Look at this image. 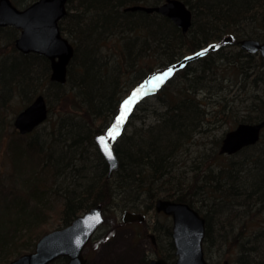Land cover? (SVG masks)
Segmentation results:
<instances>
[{
    "label": "trees",
    "instance_id": "trees-1",
    "mask_svg": "<svg viewBox=\"0 0 264 264\" xmlns=\"http://www.w3.org/2000/svg\"><path fill=\"white\" fill-rule=\"evenodd\" d=\"M16 1L26 4L28 0ZM145 1L69 0L68 14L60 22L61 30L63 33L72 34L75 40L85 43L86 47L82 48V43L74 44L75 54L68 70L67 82L60 84L52 81V85L61 90L62 93L56 94V98L62 99L66 93V84L72 81L71 89L74 94L83 93L84 95L80 102L82 104L79 103L81 106L79 109L87 117V120L63 117L60 124L62 128H65V131L56 139L54 137V142L29 146V149L34 151V154L39 158L38 164H35L36 167L44 162L50 167L48 171L55 169L54 171L59 172V175L63 173L69 175L71 172L66 168H74V163L70 158L79 148L80 142H90L97 148L94 132L86 122L89 123L92 118L103 117L106 112H111L112 118L123 119V110L120 107L121 99L119 102L113 99L116 95V87L122 80V74L130 72L126 68L129 67L131 70L136 68L149 49L153 54H171L170 60L166 63L165 68L158 73L152 69L147 71L149 73H142L141 80L146 78L147 74L149 77L154 74L160 78L164 77L167 70L172 72V67L183 62L188 56L193 57L190 61L200 60L202 66H211L216 59L214 55L219 58L223 57L222 54H218H220V49L226 45L223 41L224 36H232L236 42L244 37L264 40V0H182L193 12V23L186 33L170 18L162 14L129 9L130 6L142 4ZM160 2H156L154 5ZM159 15L162 20L154 22L153 17ZM3 30L5 27H0V31ZM116 31L128 33L126 39L122 40L126 50L123 49V59L120 60L116 57L120 69H115L114 72H118V70L119 72L116 76H109V67L107 62H100L98 48L102 40H107ZM147 35L152 36L153 40ZM176 46L178 48L187 47V49H183L179 55H176L177 53L173 54ZM240 52L244 53V56L255 55L246 53L242 49ZM20 54V57L23 58L21 61L25 64L27 63L25 60L31 56L43 57V63L46 65L47 72L49 71L50 62L44 56L35 53ZM210 54L211 57L207 58ZM260 60L261 63L246 64V66L243 65L244 62H240L238 67L246 76H253L255 82L264 83V58L260 57ZM124 64L126 68H123ZM17 65L15 66L17 67ZM75 66L76 69L73 68ZM182 67L188 68L186 73L192 72V69L188 67V61L183 63ZM11 70L12 68L9 69V71ZM16 70L21 72L22 76L25 75L24 70L21 71L17 68ZM74 70L79 74L76 80L73 79ZM14 71L12 70L10 74L15 75ZM12 77L14 78V76ZM24 78L25 76L19 77L16 81L17 85H22L20 82ZM163 88L162 85L156 95L165 93ZM47 98L48 102L52 101L50 94L47 95ZM254 98H258V96L255 95ZM202 103L196 98L189 97L188 100H182L175 106L171 105L167 109L166 116L164 115L165 117L163 116L157 124L136 128L132 133H126L123 130L113 140L120 166L110 177L108 176V163L97 149L99 163L94 166L96 169L92 170L93 174L89 175L90 173L86 172L87 181L80 183L78 187L71 180L59 188L58 193L60 192L64 199L60 207L61 221L59 224L64 226L69 224L82 211L84 212L93 205L102 204L105 210L110 203L117 200L119 195L128 190L135 191V195L132 198L133 203L125 206L129 207V210L135 211L139 207L137 202L142 196H145L144 200L149 202L147 203L148 208H151L160 197L194 205L198 192L206 194L210 188L213 199L208 204L207 211L202 213L206 218L205 251L213 243L215 245L217 242L224 243L229 240L230 242L240 241L241 233L235 234L229 240L228 237L220 235L216 240V234H214L216 230L213 225H219V228H222L225 221H230L232 216H235L233 208L230 206L232 202L235 204V201L237 204L247 206H250L249 203L253 201V205H259V211L263 209L264 148L258 155L250 157L249 162L252 166L248 174L245 173L246 169L240 166L242 165L240 161L233 160L228 165L222 166L217 173H213V170L208 168L207 174L202 176L203 184L199 185V190L193 188L187 192L184 191L183 186H179L180 183L173 185L176 155L190 140L189 133L196 130L205 121V112L200 108ZM136 107L129 116H126L127 123H129ZM83 115L77 117L83 119ZM262 119H264L263 108L256 116L246 117L244 121L258 122ZM262 136L261 141L263 142L264 130ZM252 147L255 148V146H250L243 149L242 152ZM23 153L22 149L17 150L18 159L21 160L20 156ZM36 167L28 178L29 180L24 184L25 189L15 192V196L12 198L9 193H4L0 188V257L3 258L0 264H7L12 259L11 256L15 252L12 255L9 251L13 247H18L16 250L18 255L24 253L28 248L33 247L32 250H34L38 239L50 231L46 228L38 229L41 223H45V218L51 207L45 205L46 200L38 195L40 181L36 175ZM84 168L86 167L84 166ZM193 183L196 185L198 180L195 179ZM34 199L36 204L31 203ZM216 217L217 219L213 223V219ZM162 226V224L160 226L155 224L154 229L162 231L164 229ZM24 227L28 228V233L25 236L22 234ZM166 230L171 237V226L168 225ZM253 236L249 242H238L240 249L238 264H264V220L261 229ZM28 242H30L29 245ZM169 245L170 251L165 255L167 259L175 257L173 240H170ZM5 253L7 254L5 255ZM65 263L66 259L61 258L51 264Z\"/></svg>",
    "mask_w": 264,
    "mask_h": 264
},
{
    "label": "rangeland",
    "instance_id": "rangeland-1",
    "mask_svg": "<svg viewBox=\"0 0 264 264\" xmlns=\"http://www.w3.org/2000/svg\"><path fill=\"white\" fill-rule=\"evenodd\" d=\"M159 1L162 3L164 0ZM159 1L146 0L140 4L152 6ZM13 2L19 8H24L31 4L32 0L26 1V4H20L16 0H13ZM153 19L154 22L162 20L160 15L153 17ZM19 33L20 31L15 27H5V30L0 31V188L3 189L4 193H9L11 198L15 196V192L25 189L24 184L35 171V164L39 158L34 154V151L29 149V146H39L38 143L49 144L54 142V137L56 139L65 131V128H62L60 124V120L63 117H72L70 119L74 120L76 117V119L81 121L87 120V117L79 109L81 108L80 104L82 103L80 102L84 95L83 93L74 94L71 89L72 81L66 84L65 96L62 99H57L56 94L62 92L52 85L53 82L50 79L51 67L47 72L46 65L42 60L43 57L36 58L31 56L25 60L27 61L26 64L21 61L23 59L20 57L21 52L15 47V39ZM63 34L73 44L82 43L83 46H80L82 48L86 47L85 43L75 40L72 34L68 32ZM127 34V32L116 31L107 40H102L99 45L100 62H107L109 76H116L119 72V70L114 72L115 69H120L117 65L116 57L120 58V60L123 59L122 55L126 49L122 40L126 39ZM147 36L153 40L152 36ZM224 37L227 38V36ZM260 39L262 40V38ZM234 41L233 37H231V42H227L220 49V54L218 55L222 54V58L214 55L216 59L214 58L215 60L211 66H202L200 60H187L188 67L192 69L191 73H186L188 68L184 69L182 67L183 64L177 63L180 64V67H175L169 75L162 77L160 80L154 79L157 74L149 77L147 74L149 72L147 71L152 69L158 73L163 70L166 63L170 60L171 54H153L149 49L136 66L137 70L136 68H133V70L129 67L126 68L124 64L123 68L128 69L130 72L122 74V80L116 87V95L113 98L116 99V102L121 99L120 107L123 110V122L118 123L117 117L116 119L112 118L111 112H106L103 117L101 116L102 118H92L89 123L87 121L86 123L90 125L89 127L94 132V141L95 136L102 132L106 133L110 138L116 139L123 130L126 133H132L136 128L155 125L161 121V118L171 105L175 106L182 100H188L189 97H193L203 102L200 108L205 112V121L196 130H192L189 133L190 140L177 153L174 161L173 185L180 183L181 185L179 186H183L184 191L187 192L188 190H193V188L199 190V185L203 184L201 181L202 176L207 174L208 168L213 170V173H217L222 166L228 165L233 160L240 161L242 163L240 166L246 169L245 173L248 174L252 166L251 162H249L250 157L258 155L263 150L264 141L260 140L253 145L255 148H248L234 155H226L219 152L222 139L228 131L234 129L241 122H248L244 121L246 117L256 116L261 112V108L264 109V83L255 82L253 76H246L242 73L241 68L238 67L240 62H244V66L257 62L261 63V55L256 53L254 56H244V53L240 52L239 43ZM183 49H187V47L178 48L176 46L173 54L177 53L176 55H179ZM208 57H211V54ZM187 61L185 60L184 63H187ZM20 62L22 63L20 64ZM15 67L25 72V75H23L25 78L20 82L22 85H17L16 83L17 79L23 76ZM10 68L13 71L15 68V75L10 74L12 73V70L9 71ZM73 68L76 69V66ZM144 72H147V76L141 80ZM10 75L14 76V78ZM73 76V79H78L79 74L76 70H74ZM7 78L8 80L6 81ZM162 85L164 86L163 90L166 92L156 95ZM38 94H44L47 102V95H51L52 101L48 102L50 110L48 119L32 133L21 134L15 127V118ZM255 95L258 98H254ZM126 101L127 103H125ZM135 106L137 107L129 123H127L126 116L133 112ZM81 115H83L85 120L77 117ZM19 148L24 152L20 156L22 157L21 160L16 155ZM97 149L98 146L96 148L90 142H80L79 148L73 157L70 158L71 162L74 163V168H66L67 171L71 172L69 175L71 174L72 177L66 173L59 175V172L54 171L55 169L48 171L50 167L44 162L38 165L39 167H36V175H38V180L40 181L38 183V195L46 200L45 205L51 207L45 218V223H41L38 229L46 228L51 231L64 226L59 224L61 221L60 207L64 199L62 194L58 193V190L71 180L78 187L80 183L87 181L86 172L90 173L89 175L93 174L92 170L96 169L94 166L99 163ZM81 169L83 171H79ZM66 170L65 172H67ZM195 179L198 180V183H196L197 187L193 183ZM134 195L135 191L128 190L124 194L119 195L115 202L110 203L105 208V221L85 251L89 264H149V261L153 258H165L166 252L170 251L169 243L172 240V236L168 235L166 228L168 225L172 228V218L169 215L157 212L155 203L151 208H148L147 203L149 202L144 200L145 196H142L137 202L139 207L135 211L142 212L146 216V220L123 222V214L129 209L125 205L133 203L132 198ZM196 196H198L196 197L197 200L191 206L196 208L201 214L205 213L208 204L213 199V193L209 188L206 194L198 192ZM31 203L36 204V200H32ZM253 203L251 201L249 203L250 206H247L237 204L236 201L235 204L232 202L230 206H232L235 216H232L230 221H225L222 228H219V225H213L216 230V233H214L216 234V240L220 235L228 237L229 240L237 233H241L242 237L240 241L230 242L229 240L224 243L217 242L215 245L213 243L205 251L209 262L220 264L225 259H228L231 264H238L237 260L240 254L238 242H249V240L253 239V235L261 229L264 220V207L259 211V205L256 206ZM216 219L217 217L213 219V223ZM155 224L159 226L162 224L164 229L162 231L155 230ZM26 233H28V228L25 229L24 227L22 234L25 236L27 235ZM17 248L13 247L9 251L10 254L15 252L11 256L12 259L19 256L16 254ZM32 249L33 247L25 249L24 253L33 251ZM1 259L3 258L0 257V261ZM165 259L173 262L176 257Z\"/></svg>",
    "mask_w": 264,
    "mask_h": 264
},
{
    "label": "water",
    "instance_id": "water-1",
    "mask_svg": "<svg viewBox=\"0 0 264 264\" xmlns=\"http://www.w3.org/2000/svg\"><path fill=\"white\" fill-rule=\"evenodd\" d=\"M69 0H35L19 8L12 0H0V27L14 26L20 30L15 47L23 54L35 53L45 56L51 67L50 79L65 84L68 67L75 54V46L60 27L61 20L68 14ZM130 10L157 12L170 18L186 33L193 23V12L182 0H164L159 5H133ZM231 40L226 38L225 41ZM241 49L248 53H259L264 58V40L244 37L239 40ZM49 116V106L44 94L21 110L14 121L21 134L32 132ZM264 119L241 122L228 131L219 149L221 154L234 155L246 147L257 144L263 133ZM103 137V141L101 140ZM99 151L108 163V176L119 169L120 161L114 145L105 133L95 136ZM111 151V156L108 151ZM155 210L172 218L171 235L176 259L169 262L163 257L153 258L149 264H213L205 255L206 218L187 202L158 198ZM144 221L141 212L126 210L123 222ZM104 222L102 204L91 206L77 215L69 224L44 233L36 242L33 251L23 253L7 264H51L61 258L65 264H88L85 249ZM220 264H231L225 259Z\"/></svg>",
    "mask_w": 264,
    "mask_h": 264
},
{
    "label": "snow or ice",
    "instance_id": "snow-or-ice-1",
    "mask_svg": "<svg viewBox=\"0 0 264 264\" xmlns=\"http://www.w3.org/2000/svg\"><path fill=\"white\" fill-rule=\"evenodd\" d=\"M170 72H171V70H169V72H167V73H164V76L169 75ZM154 79H156V80H160L161 78H160V77H155ZM125 103H127V101H126ZM117 121H118V123H122V122H123V121L121 120L120 117L117 118ZM110 134H111V133H110ZM113 138H114V137H113ZM103 139H104V138L101 137V140H102V141H103ZM108 155L111 156V151H110V150L108 151Z\"/></svg>",
    "mask_w": 264,
    "mask_h": 264
},
{
    "label": "flooded vegetation",
    "instance_id": "flooded-vegetation-1",
    "mask_svg": "<svg viewBox=\"0 0 264 264\" xmlns=\"http://www.w3.org/2000/svg\"><path fill=\"white\" fill-rule=\"evenodd\" d=\"M5 27H13V26H10V25H9V26H5Z\"/></svg>",
    "mask_w": 264,
    "mask_h": 264
}]
</instances>
